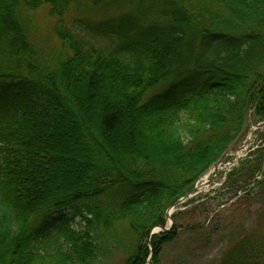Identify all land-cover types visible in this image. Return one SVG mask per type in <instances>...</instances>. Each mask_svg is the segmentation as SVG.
<instances>
[{
  "label": "trees",
  "instance_id": "1",
  "mask_svg": "<svg viewBox=\"0 0 264 264\" xmlns=\"http://www.w3.org/2000/svg\"><path fill=\"white\" fill-rule=\"evenodd\" d=\"M123 2L118 20L72 15ZM39 10L56 48L32 39ZM250 112L264 120V0H0V264H98L126 238L122 264H158L176 227L151 231ZM257 138L223 187L261 175L264 196Z\"/></svg>",
  "mask_w": 264,
  "mask_h": 264
},
{
  "label": "rangeland",
  "instance_id": "2",
  "mask_svg": "<svg viewBox=\"0 0 264 264\" xmlns=\"http://www.w3.org/2000/svg\"><path fill=\"white\" fill-rule=\"evenodd\" d=\"M116 5L120 7V11L115 7L110 10L87 7L72 15L85 16L91 20H100L103 17L118 20L120 14L126 15L132 9L127 2ZM31 17L34 43L43 50L58 47L52 34L55 20L49 18L45 10H39ZM256 125L257 120L252 118L250 112L245 134L236 147L248 142L240 150L234 167H238L258 146H263L261 139L257 138L254 129ZM180 126L181 124V130ZM250 127L252 129L249 131ZM213 174H207L198 182L196 191L185 200L187 202L170 209L173 218H167L166 226L172 223L176 227L177 235L173 241L162 247L158 264H223L238 248L242 254L237 253L234 257L236 264H264V196L261 189L255 186L258 176L248 188L245 187L247 190L233 191L222 187L224 172L218 173L216 178H213ZM248 191L251 196L244 198ZM62 217L69 219L70 215L65 213ZM56 222H60L59 217L52 221ZM82 226L80 218H74L70 227L79 231ZM129 242L131 240L126 238L119 247L114 244L115 249L111 255L101 259L98 264H122L131 255L128 253ZM150 263L149 256L148 264Z\"/></svg>",
  "mask_w": 264,
  "mask_h": 264
},
{
  "label": "water",
  "instance_id": "3",
  "mask_svg": "<svg viewBox=\"0 0 264 264\" xmlns=\"http://www.w3.org/2000/svg\"><path fill=\"white\" fill-rule=\"evenodd\" d=\"M224 158H222L221 162L223 161ZM217 169V166L215 167V170ZM178 204V203H177ZM176 204V205H177ZM172 224V223H171ZM169 228H160V231H168Z\"/></svg>",
  "mask_w": 264,
  "mask_h": 264
}]
</instances>
